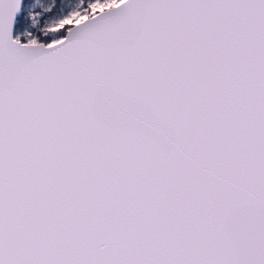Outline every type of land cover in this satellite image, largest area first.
<instances>
[{
    "label": "snow or ice",
    "instance_id": "snow-or-ice-1",
    "mask_svg": "<svg viewBox=\"0 0 264 264\" xmlns=\"http://www.w3.org/2000/svg\"><path fill=\"white\" fill-rule=\"evenodd\" d=\"M0 264H264V0H0Z\"/></svg>",
    "mask_w": 264,
    "mask_h": 264
}]
</instances>
